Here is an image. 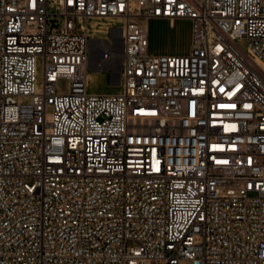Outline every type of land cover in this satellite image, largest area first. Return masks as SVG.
Instances as JSON below:
<instances>
[{"label": "built area", "instance_id": "built-area-1", "mask_svg": "<svg viewBox=\"0 0 264 264\" xmlns=\"http://www.w3.org/2000/svg\"><path fill=\"white\" fill-rule=\"evenodd\" d=\"M182 261L264 264V0H0V264Z\"/></svg>", "mask_w": 264, "mask_h": 264}, {"label": "rangeland", "instance_id": "rangeland-1", "mask_svg": "<svg viewBox=\"0 0 264 264\" xmlns=\"http://www.w3.org/2000/svg\"><path fill=\"white\" fill-rule=\"evenodd\" d=\"M192 22L180 19L175 22L151 19L148 22L149 52L158 56H184L191 47ZM240 47L246 50L245 42ZM90 92L96 94L118 93L119 85H112L105 74L92 73ZM40 79L42 68L40 66ZM180 264H192L191 261H182Z\"/></svg>", "mask_w": 264, "mask_h": 264}, {"label": "bare ground", "instance_id": "bare-ground-1", "mask_svg": "<svg viewBox=\"0 0 264 264\" xmlns=\"http://www.w3.org/2000/svg\"><path fill=\"white\" fill-rule=\"evenodd\" d=\"M102 26H101V28H103V26H105L106 25V23H103V22H101L100 23ZM99 24H94V27H97ZM93 79V75H90V78H89V81L91 82V80ZM90 84V83H89Z\"/></svg>", "mask_w": 264, "mask_h": 264}, {"label": "crops", "instance_id": "crops-1", "mask_svg": "<svg viewBox=\"0 0 264 264\" xmlns=\"http://www.w3.org/2000/svg\"><path fill=\"white\" fill-rule=\"evenodd\" d=\"M159 20H162V19H159ZM162 21H169V20H162ZM175 22V21H174Z\"/></svg>", "mask_w": 264, "mask_h": 264}, {"label": "snow or ice", "instance_id": "snow-or-ice-1", "mask_svg": "<svg viewBox=\"0 0 264 264\" xmlns=\"http://www.w3.org/2000/svg\"><path fill=\"white\" fill-rule=\"evenodd\" d=\"M247 106V105H246ZM231 107H235V105H231Z\"/></svg>", "mask_w": 264, "mask_h": 264}]
</instances>
